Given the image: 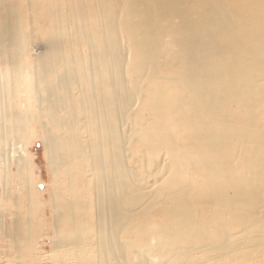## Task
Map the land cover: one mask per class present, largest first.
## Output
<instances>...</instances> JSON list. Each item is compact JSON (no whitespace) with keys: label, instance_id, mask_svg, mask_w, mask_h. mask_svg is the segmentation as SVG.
I'll list each match as a JSON object with an SVG mask.
<instances>
[{"label":"bare ground","instance_id":"obj_1","mask_svg":"<svg viewBox=\"0 0 264 264\" xmlns=\"http://www.w3.org/2000/svg\"><path fill=\"white\" fill-rule=\"evenodd\" d=\"M93 4L100 33L86 36L77 73L70 55L56 68L48 38L31 66L21 18L0 0V242L11 264H43L38 239L50 225V264H264V0ZM20 77L27 107L14 105ZM99 81L101 110L78 139L68 101L75 87L84 107ZM32 93L45 119L49 223L23 149L35 136ZM75 159L93 176L90 236L65 225L73 214L59 180L73 185Z\"/></svg>","mask_w":264,"mask_h":264},{"label":"rangeland","instance_id":"obj_2","mask_svg":"<svg viewBox=\"0 0 264 264\" xmlns=\"http://www.w3.org/2000/svg\"><path fill=\"white\" fill-rule=\"evenodd\" d=\"M60 3L61 9L54 4L53 0H3L4 3L11 4L14 7L13 12L17 13V15L21 18L22 21V31L28 33L27 36L29 38L27 43V52L28 57H30V64L31 66H35L36 61L46 54V45L45 40L48 38L52 40V47L54 51L59 50V59L56 64V68L59 69L62 64V59H64L63 55H70L74 60L75 63V70L82 73V66H83V59L84 57H89L88 53V45L87 39L91 32L100 33L97 27V21L95 18V6L93 4V0H58ZM28 3H33V7L29 6ZM49 9L53 10V14L58 11V16H54L52 13L49 12ZM0 11L2 9L0 8ZM4 12V11H3ZM27 30V31H26ZM2 43H7L5 41L0 42V46ZM29 49V50H28ZM9 51H4V54L8 53ZM1 53V52H0ZM2 55V53H1ZM5 56V55H4ZM103 64H98V66L104 68ZM48 78L51 79V73L48 74ZM22 78L18 79L20 83V91L18 88L13 89V100L14 105L17 104L18 100L20 99L21 102L27 107V97L26 94L23 92L22 86ZM81 80H84L82 75L80 76ZM135 95L134 86H139L133 80H131L130 76L128 75L127 82L125 83ZM22 86V87H21ZM92 91L96 94L93 99H86L85 105L79 106L78 102L75 100L78 95L76 92V88L72 98L68 101L69 110L71 114V118L75 121L73 124L74 132L76 138L83 140L88 139L87 131H86V124L83 123L84 121H89L88 124L92 127V121H96L94 116L96 114V110H101L98 101L102 97V92L104 90V86L99 84L93 83ZM85 87H87V77ZM106 88V87H105ZM101 89V90H99ZM103 89V90H102ZM134 89V90H133ZM21 93V94H20ZM20 94V95H19ZM32 100V108L34 113L36 114V119L32 123V127L35 130V136L29 141V145L23 148L25 151L29 152L31 158H34L35 165L33 164L32 170L36 179L42 181L41 190L42 193V201L39 203H43L45 208V218L46 221L51 222L50 220V212L51 207L48 203L49 199L51 198V194L53 191L51 189V180L52 174L48 166V161L46 160V143H45V128L43 121L45 119L40 117V106L37 100V93H32L31 95ZM26 98V99H25ZM35 98V99H34ZM23 99V100H22ZM24 101V102H23ZM95 105V107L93 106ZM73 108V109H72ZM139 109V108H138ZM73 110V111H72ZM38 113V114H37ZM60 115L64 118L67 113L59 112ZM39 115V116H37ZM39 117V118H38ZM76 125V126H75ZM83 126V127H82ZM78 130V131H77ZM92 133L94 132L91 129ZM60 134V130H56L55 134ZM83 136H82V135ZM78 135V136H77ZM133 151L137 153L138 157L141 161L143 160L145 153L138 149L136 142H133ZM138 150V151H137ZM142 154V157L140 156ZM73 163L70 166V172L72 174L73 185L68 187V182L66 179H60V192L63 196L66 197V200L69 203L70 211L73 214V219L69 222H66L65 225H71L72 227H76V223L81 224V229L84 232L90 235L95 233V230L92 227L93 219H94V203L91 197V193H89V188L91 186V178L93 177L91 174H85L83 169L81 168V164L78 159H75L76 164ZM78 161V162H77ZM67 168V169H66ZM68 167L63 166L62 170H60V174L65 176ZM84 174H83V173ZM86 175V177H84ZM90 179V180H88ZM86 180V181H85ZM90 182H88V181ZM77 183V184H76ZM90 183V184H88ZM68 189V190H66ZM70 189V190H69ZM67 191V193H66ZM2 193V187L0 185V198ZM66 193L68 196H66ZM72 193V194H71ZM75 194V195H74ZM90 194V195H89ZM71 195V196H70ZM69 197V198H68ZM61 202L64 200L61 198ZM57 199V201H60ZM63 200V201H62ZM81 201V202H80ZM88 204H87V202ZM76 202V205L73 204ZM79 205H78V204ZM14 204V199H13ZM71 204V205H70ZM86 204V205H85ZM85 205V206H84ZM13 206V205H12ZM78 206V207H77ZM14 209V207H11ZM77 208V209H76ZM73 210V211H72ZM80 212V213H79ZM82 214V215H81ZM80 217V219H79ZM76 219V220H75ZM79 219V220H78ZM82 219V220H81ZM74 221V222H73ZM76 221V222H75ZM80 221V222H79ZM83 223H82V222ZM74 224V225H72ZM50 225V224H49ZM51 226V225H50ZM49 226L48 231L43 234L38 239V245L40 246V251L43 256H47V259L44 260L43 264H50L49 254L51 246L53 245L52 237L53 233L51 231V227ZM0 256L6 257L9 259L7 264H11L10 258L11 255L8 253V248L6 247L4 242H0Z\"/></svg>","mask_w":264,"mask_h":264}]
</instances>
